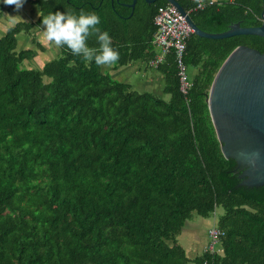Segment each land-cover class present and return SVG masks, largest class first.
Listing matches in <instances>:
<instances>
[{"label": "trees", "instance_id": "obj_1", "mask_svg": "<svg viewBox=\"0 0 264 264\" xmlns=\"http://www.w3.org/2000/svg\"><path fill=\"white\" fill-rule=\"evenodd\" d=\"M178 1L208 32L236 22L260 25L264 7V0H213L204 8L199 0ZM131 2L7 6L25 17L0 33V264H264V184H239L208 105L231 51L248 45L264 53V37L192 33L184 53L191 87L184 93L173 52L150 64L159 52L154 18L170 2L138 0L134 10L125 4ZM68 9L97 13L119 51L111 67L144 63L162 75V93L136 89L66 46L32 64L36 49L22 46L21 37L47 51L55 45L38 39L42 19ZM88 44L98 46L95 37ZM217 209L222 251L205 246L188 256L179 240L188 220Z\"/></svg>", "mask_w": 264, "mask_h": 264}, {"label": "water", "instance_id": "obj_2", "mask_svg": "<svg viewBox=\"0 0 264 264\" xmlns=\"http://www.w3.org/2000/svg\"><path fill=\"white\" fill-rule=\"evenodd\" d=\"M137 1L125 4L134 10ZM147 1L151 3L157 0ZM167 1L186 16L193 33L199 36L223 38L256 34L264 37L263 23L242 26L240 22H236L223 32L202 30L178 0ZM208 105L224 155L236 161L234 171L243 169L239 174V184L250 187L263 185L264 53L248 45L234 48L215 74L208 95Z\"/></svg>", "mask_w": 264, "mask_h": 264}, {"label": "clouds", "instance_id": "obj_3", "mask_svg": "<svg viewBox=\"0 0 264 264\" xmlns=\"http://www.w3.org/2000/svg\"><path fill=\"white\" fill-rule=\"evenodd\" d=\"M7 6H15L19 11L25 0H3ZM10 22L18 17L6 14ZM101 19L95 12L56 11L43 17V35L56 47L66 46L73 55L84 61H94L98 67L111 66L118 62L119 51L113 47V41L107 31L99 27ZM96 38L97 47H90L88 40Z\"/></svg>", "mask_w": 264, "mask_h": 264}, {"label": "built area", "instance_id": "obj_4", "mask_svg": "<svg viewBox=\"0 0 264 264\" xmlns=\"http://www.w3.org/2000/svg\"><path fill=\"white\" fill-rule=\"evenodd\" d=\"M212 3L213 0H199L197 7L204 8L207 4ZM188 13L190 14L189 11ZM259 19L261 24H264V13L259 16ZM154 22L157 25L154 41L157 44L159 52L150 61V64L157 67L160 63L164 62L168 53L173 52L175 61L177 62L181 90L187 93L191 87V80L189 78L188 66L184 62V53L186 51L187 39L193 33V29L187 21L186 16L172 3L158 8ZM224 235L225 231L217 223L209 225L207 250L211 251V253L222 251V237ZM199 264L213 263L205 260Z\"/></svg>", "mask_w": 264, "mask_h": 264}, {"label": "rangeland", "instance_id": "obj_5", "mask_svg": "<svg viewBox=\"0 0 264 264\" xmlns=\"http://www.w3.org/2000/svg\"><path fill=\"white\" fill-rule=\"evenodd\" d=\"M1 4H3V0H0V10L1 9L4 10L3 15L0 17V33H2L4 31V29L6 28V25L11 23L6 14H10L12 16H17L18 17L17 19L25 17V16H23L22 12L18 13L16 10H13L10 12L7 11L6 10L7 5L2 6ZM23 7H25V5ZM25 9H26V7H25ZM35 12H36V10L32 8L31 13H29V15L35 14ZM37 35L39 37L38 39L45 46H48L47 40L43 37V32L41 29L38 30ZM21 45L22 46L30 45L31 47L36 49V54H35L34 58L31 60L32 64L34 63L35 65H39V64H41L47 60H50V59L56 57L57 55H55V54L59 51L57 47L51 45V46L47 47L48 48L47 51L42 52V51H40L39 48L37 49L36 44L34 42H32L31 38L27 35H23L21 37ZM130 65L131 66L129 67V69L127 68L123 72V76L120 74L122 76V79L130 80L135 75L139 74L138 75L139 83L136 82V85H140L138 88L151 87V88H155L159 93H162V91L159 90L162 88L160 87L161 83L159 82V75L158 74H156V76H155L154 72L150 68H148L144 63L138 62L137 64L131 63ZM104 69L110 70L112 72V74L115 76V69L112 68L111 66H104ZM137 72H139V73H137ZM148 72H149V75L151 77H146V76H148ZM142 73H145L146 76L144 77L142 75ZM220 212H221V210L217 209V214L212 215L211 217L204 218V217H201L199 215H196L193 219L188 220L187 224L184 227L185 228L184 231L179 236V240L184 245V247L187 248L188 246L191 245L190 240L193 236L192 241H194L196 243L195 247L197 249V252L201 253V251H203V249L205 248V246L209 242V236H208L209 225L214 224L215 222L218 221V217H219Z\"/></svg>", "mask_w": 264, "mask_h": 264}, {"label": "crops", "instance_id": "obj_6", "mask_svg": "<svg viewBox=\"0 0 264 264\" xmlns=\"http://www.w3.org/2000/svg\"><path fill=\"white\" fill-rule=\"evenodd\" d=\"M138 62H140V61H137L136 63H134V64H137ZM140 63H142V62H140ZM131 65L129 64L128 66H125V67H122V68H119V69H115V77L116 78H119V79H121V80H123V81H125V82H128V83H130V84H132L133 85V87L134 88H136V89H140V90H149V91H153V92H157V93H159L155 88H151V87H147V88H143V87H141V88H138L140 85H136V82H138L139 83V79H138V75L139 74H137V75H135L133 78H131L130 80H128V79H122V76H123V72L128 68L129 69V67H130ZM133 67V66H132ZM153 72H154V74H155V76H156V74H158L159 75V82L161 83L160 85V87L162 88V85H163V77H162V75L159 73V72H157V71H155L154 69H151ZM137 73H139V72H137ZM122 76H121V75ZM145 73H142V75L145 77L146 76V74L144 75ZM146 77H151L150 75H149V72H148V76H146ZM159 90H161V89H159ZM193 240V236H192V238H191V240H190V242H191V245L190 246H188L187 248H186V251H187V254H188V256H190V257H194V256H196L197 254H198V252H197V249H196V247H195V245H196V243L194 242V241H192ZM195 243V244H194Z\"/></svg>", "mask_w": 264, "mask_h": 264}, {"label": "flooded vegetation", "instance_id": "obj_7", "mask_svg": "<svg viewBox=\"0 0 264 264\" xmlns=\"http://www.w3.org/2000/svg\"><path fill=\"white\" fill-rule=\"evenodd\" d=\"M235 167H236V164H235ZM243 171V169H238L237 172H239V174ZM239 176V175H238ZM241 181V179H240Z\"/></svg>", "mask_w": 264, "mask_h": 264}]
</instances>
